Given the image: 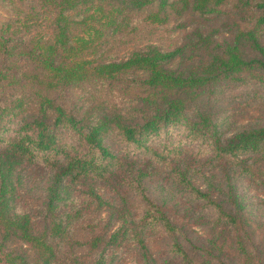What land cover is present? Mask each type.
<instances>
[{"label":"trees","instance_id":"obj_1","mask_svg":"<svg viewBox=\"0 0 264 264\" xmlns=\"http://www.w3.org/2000/svg\"><path fill=\"white\" fill-rule=\"evenodd\" d=\"M263 98L264 0H0V260L264 264Z\"/></svg>","mask_w":264,"mask_h":264},{"label":"rangeland","instance_id":"obj_2","mask_svg":"<svg viewBox=\"0 0 264 264\" xmlns=\"http://www.w3.org/2000/svg\"><path fill=\"white\" fill-rule=\"evenodd\" d=\"M138 20H136L137 22ZM137 28L136 32L133 34V40L130 43L123 44L120 46H117L115 48V51L118 53L119 56L124 57L130 50L137 46H141L146 42H153L159 44L163 48H167L168 46L176 44L178 41V36L180 35L179 32L173 31L170 28L173 25V22H169L168 24L161 26V27H155L150 29L148 31V28L146 27L145 23L138 21L137 22ZM239 123H246L248 121H260L264 123V98L259 101L258 104H255L249 109L239 116ZM181 130L175 128L172 131H169V133L161 132L159 135L155 137V144H160L164 139L167 140H173L175 143H179V146L181 148L186 149L187 151H192L194 149V144L189 143L187 141H183V135H181ZM38 174L35 173L31 183H34L38 181ZM40 190H38L39 195ZM39 196L30 198L29 203L34 204L35 201L38 199ZM193 230L197 233H201L202 230L199 226H192ZM0 264H5L0 260ZM121 264H137L134 255H127L124 259V261Z\"/></svg>","mask_w":264,"mask_h":264}]
</instances>
